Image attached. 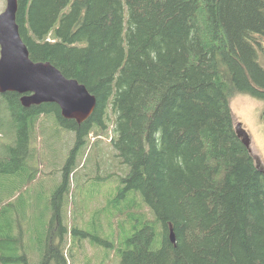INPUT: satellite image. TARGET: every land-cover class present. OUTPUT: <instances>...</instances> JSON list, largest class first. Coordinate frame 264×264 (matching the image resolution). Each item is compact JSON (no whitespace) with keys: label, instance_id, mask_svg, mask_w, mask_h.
Wrapping results in <instances>:
<instances>
[{"label":"trees","instance_id":"16d2710c","mask_svg":"<svg viewBox=\"0 0 264 264\" xmlns=\"http://www.w3.org/2000/svg\"><path fill=\"white\" fill-rule=\"evenodd\" d=\"M18 3L31 59L51 62L97 97L95 112L79 123L63 117L57 103L25 107L19 93H0V191L14 178L16 189L34 182L36 143L58 140L62 128L74 133L41 264H67L63 196L89 143L99 149L101 139L91 142L90 134L109 137L110 123V144L124 167L101 172L94 149L89 170L95 178L121 176L122 195L134 191L109 220L120 264H264V169L238 137L231 108L237 93L264 101V0ZM49 117L58 126L51 132ZM18 191L10 199L0 194V220L7 221L0 234L9 233L4 252L23 244L24 229L19 237L10 233ZM29 260L0 254V264Z\"/></svg>","mask_w":264,"mask_h":264},{"label":"rangeland","instance_id":"374dc122","mask_svg":"<svg viewBox=\"0 0 264 264\" xmlns=\"http://www.w3.org/2000/svg\"><path fill=\"white\" fill-rule=\"evenodd\" d=\"M6 5L7 0H0V13L5 10ZM261 62L264 65V56H261ZM231 108L235 125L240 122L243 124L251 140L249 150L254 154L259 166L264 169V101L248 94L237 93L231 100ZM51 117L46 122V129L50 132L58 128V126L52 128ZM54 117L56 119L55 115ZM46 118L47 116L42 117V120ZM112 126L110 123L108 130L104 132L109 137L103 134L100 135L101 137L96 136L94 133L89 136L91 142L101 139L99 149L94 148L96 152L98 150L100 153L98 159L102 166L101 172L103 169L109 172L112 168L115 170L114 172H119L121 169L115 168V165L124 167L123 164H119L115 150L110 144ZM1 135L4 140H10V132H3ZM59 135L60 138L55 141L33 142L38 147L37 157L40 161L37 178L31 185L16 189L15 186L20 184V180L14 178L12 180L17 181L14 185L7 186L0 191L1 196L5 199L12 198L10 192L13 190L20 191L13 198L15 202L11 210L13 223L10 233L12 236L18 235L21 228L25 230L23 244H16V247L13 248L15 252L12 250V253L4 252L6 249L4 245L9 244L7 241L9 233L3 231L0 234V254L2 255L19 256L26 253L30 258V264H41L45 259L49 242L45 230L46 223H50L55 215L53 197L62 181V167L74 144L72 131L62 128ZM89 146L84 152L77 177L76 174L74 177L72 176L69 195L65 196L66 194H64L63 196L60 212L70 232L66 234V240L60 244L64 247L67 264H120L121 253L118 251V247L109 245L112 241L114 242L113 234L110 231L113 225H110L109 220L112 217V210L125 205L122 202L126 201L128 193L134 191L120 194L124 184L118 174L107 173L101 178L90 176L89 167L94 165L95 158H92L94 151L92 143H89ZM2 152L1 149L0 153ZM0 222V225L7 223L4 218ZM73 229L76 230L74 235H72ZM127 233L130 232L122 233L123 242L133 233V230L130 234ZM118 241L119 239L117 243ZM160 245L161 239L160 236H157L156 246ZM3 264H24V262L11 261ZM50 264H57V262L53 260Z\"/></svg>","mask_w":264,"mask_h":264},{"label":"water","instance_id":"95a60500","mask_svg":"<svg viewBox=\"0 0 264 264\" xmlns=\"http://www.w3.org/2000/svg\"><path fill=\"white\" fill-rule=\"evenodd\" d=\"M18 6V0H7L5 10L0 13V93H19L25 107L57 103L63 117L85 122L97 108V97L51 62L31 59L17 22ZM235 128L238 137L250 148V136L243 124L240 122ZM170 238L176 241L173 229Z\"/></svg>","mask_w":264,"mask_h":264},{"label":"bare ground","instance_id":"6f19581e","mask_svg":"<svg viewBox=\"0 0 264 264\" xmlns=\"http://www.w3.org/2000/svg\"><path fill=\"white\" fill-rule=\"evenodd\" d=\"M244 145L246 146V144H245V143H244ZM246 147H247V146H246ZM135 226H136V225H135ZM16 237H17V236H16ZM18 237H19V235H18ZM18 237H17V238H18Z\"/></svg>","mask_w":264,"mask_h":264}]
</instances>
